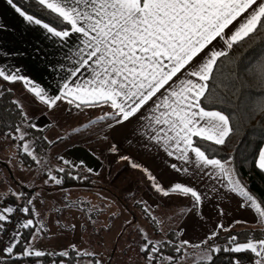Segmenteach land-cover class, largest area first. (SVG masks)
I'll list each match as a JSON object with an SVG mask.
<instances>
[{
	"label": "snow or ice",
	"instance_id": "snow-or-ice-1",
	"mask_svg": "<svg viewBox=\"0 0 264 264\" xmlns=\"http://www.w3.org/2000/svg\"><path fill=\"white\" fill-rule=\"evenodd\" d=\"M6 3L27 25L38 26L48 38L68 47V53L67 63L57 66L62 75L55 94L22 75L20 69L0 66V79L22 82L27 93L49 112L62 104L69 111L108 110L74 128L69 136L49 140L28 138L30 131L42 133L44 128L28 116L19 100L10 101L19 117L15 124L5 120L12 113L0 109L4 113L0 124L8 129L0 136L14 141L17 151L35 163L41 184L40 191L33 188L25 192L9 190L5 181H0V264H105L95 250L75 242L59 250L43 249L40 243L56 234L50 233L43 219H36L41 216L37 203L45 204L47 190L64 192L66 179H88L76 170L101 175L83 159L76 162L63 155L56 157L59 166L49 167L48 161L37 154L36 142L44 140L51 146L93 126H98L93 130L103 141L111 139L110 154L120 153L119 142L112 139L113 133H119L129 146L163 153L175 161L169 167L185 179L166 187L129 155H119L131 168L145 173L152 191L163 198L157 207H179L185 219L195 216L206 221V201L235 196L239 208L250 210L256 217L264 237V198L258 200L247 188L231 155L227 159L217 156L238 130L235 113L249 107V97L242 90H264V0H31L42 14L39 17L14 0ZM73 37L75 44L68 46ZM10 92L0 87V97ZM225 106L235 112L226 114ZM252 111L264 114V102L256 103ZM254 167L264 173V147L259 149ZM200 185H204V191ZM62 202L65 208L80 207L92 220L94 209H85V202L70 201L66 192ZM136 203L151 225L161 224L148 201ZM216 209L220 217L225 215L219 204ZM53 210L60 214L64 209ZM54 223L62 230L58 239L77 227L61 224L58 215ZM125 223L130 226L133 221ZM242 223L247 221L234 220L225 225L220 220L197 242L184 238L187 230L183 227L159 238L137 227L135 231L141 237L137 257L143 264H188L189 260L191 264H215L218 254L227 253L244 257L230 256L229 264H264V238L256 239L248 233L240 242V234H236L229 235L223 245L215 243L221 231L228 233L234 224Z\"/></svg>",
	"mask_w": 264,
	"mask_h": 264
},
{
	"label": "rangeland",
	"instance_id": "rangeland-1",
	"mask_svg": "<svg viewBox=\"0 0 264 264\" xmlns=\"http://www.w3.org/2000/svg\"><path fill=\"white\" fill-rule=\"evenodd\" d=\"M14 99L19 100L24 105V109L27 112L28 116L32 118L41 116L40 118L46 119V124H49V126L45 136L48 137V139H57V137H67L74 128L81 127L83 124L88 123L90 119H95L97 116L102 115L103 113L100 112L99 109H85L83 112H80L72 108L69 111L66 110L68 108L66 104H62L60 108L49 112L46 106L39 105L33 97L24 94L22 91H20L19 94L14 97ZM97 128L98 126H93V129ZM93 129L82 131L81 133L76 134L72 138L58 142L60 144H81L87 147L89 151L94 152L95 154H104V152L109 153V143L103 141L101 139V134L98 131H94ZM7 155L9 157V161L7 162V165H9V167L7 168H10V172H12L13 174L9 175L6 167L0 168V171L7 177L6 185L9 186V190L21 191L23 188L29 190L37 184L41 185L40 179H38L37 176L35 177L36 169L38 171V168L35 169V167L33 166L24 167L22 165L19 168H16L15 162H12L15 161L17 157L15 152L11 151L8 148ZM108 159L107 161L110 162V160ZM0 160L2 159L0 158ZM114 165L115 162H110L107 166H103L101 170V172L103 171L101 173L102 175L98 178L99 183L95 184L103 185L108 189H114L118 194H122L120 199L126 205H129L131 207L133 203L138 200L148 201V203L152 205L153 215H155L156 218L161 221V224L158 225L160 226V229L157 230L156 227H154V229L151 230L149 225L146 224L145 220H143L141 215H139V211L136 207V209L133 208V210L137 213V220L134 221L132 225L126 226L127 229L125 228V230L122 231V234L121 228L123 224L128 221L124 218L121 219L122 221L120 223L119 230L115 229L112 233L108 232L107 229H111V226L113 225L115 226L116 222L114 223V221H117L119 212V209H117L119 208L118 204L116 203L115 209L113 208V205H115V203H110L106 208L101 206L102 209H105L106 213L104 214L110 216V220L109 217H102V222L94 223L97 228L93 224H90L89 226H84L83 231H80L82 219L86 218L84 223H90L88 215L84 211H81L80 207L65 208L62 202L64 192L67 193L68 199L70 201H83L85 202L84 206H86V203L89 201L88 198L92 199V197L95 196L93 199H95L96 201L102 200L106 198L108 190H105L106 188L101 189L99 187H96V190L93 188H83L64 190V192H61L60 190H55L54 192L46 191L44 195L45 204L41 205L40 203H37V208L40 211L41 216L37 217L36 219H43L48 224L50 228V233H55L56 237H59L62 231L54 223L57 218V215L59 216L61 224L67 226L75 224L77 227L74 232H64L63 238L58 239L56 237H51L50 239H45L43 242L40 243V247L45 250H59L61 247L68 244L69 242H75L78 245H81V243L87 245L89 250H95L97 247H99L100 243H111L115 237L116 240L114 243H116V249L114 250L116 251V258L112 259V264H143V261L137 257V249L139 246L138 242L140 241L141 237L137 235L135 229L137 227H143L151 237L159 238L164 226H169L171 228L172 225L176 223V220L178 219L177 217L180 216V209L179 207H157L156 205L160 204L163 198L161 197L162 199L159 200L158 198H160V196H158L154 191H152L150 184L146 179L145 173H143L141 170L130 168L129 174L124 171H122V173L120 174H116L115 170L117 169V167L116 165ZM91 180L93 181L94 178H91ZM40 190L41 189H38V191ZM178 203L187 204L188 202L180 201ZM54 207L63 208L64 210L62 213L57 214L53 210ZM167 209H171L172 212V217L170 218V221L166 218L167 212L169 211ZM79 213H82V215L77 217L76 214ZM83 213L85 214L84 217ZM79 220L81 224L79 223ZM259 226L261 225H259L258 223L257 225H252V227L254 228ZM114 250H112V252H114ZM123 250L125 254H119V251L122 252Z\"/></svg>",
	"mask_w": 264,
	"mask_h": 264
},
{
	"label": "crops",
	"instance_id": "crops-1",
	"mask_svg": "<svg viewBox=\"0 0 264 264\" xmlns=\"http://www.w3.org/2000/svg\"><path fill=\"white\" fill-rule=\"evenodd\" d=\"M14 2L19 7H21L15 0ZM74 44L75 37H73L68 42V46H73ZM219 46H222V42H220ZM0 50H2V52H0V66L20 69L22 75L29 77L32 81L38 83L44 88L50 89L53 94L56 93V84L61 79L62 75L58 73L57 66L61 62L67 63L65 57L68 53V47L48 38L43 30H41L38 26L27 25L23 18L20 17L19 14L16 13L15 10L6 3V0H0ZM4 52L8 53L9 55L4 56ZM4 83L9 85V88L13 91L15 97L20 91L33 97L30 93H27L22 82L17 81L15 83H8L0 79V86H3L2 84ZM106 110L108 109H99L100 112ZM40 117L41 116L35 117L34 120L41 127L46 128V134L48 130V127H45L46 119ZM112 139L119 142V155H129L135 162L149 169L150 172L155 175L158 181L164 186L167 187L173 182L185 179L184 177H181L179 174L175 173L169 167V164L175 161L171 158H167L163 153L148 152L147 150L137 146H129V144L122 139L119 133H113ZM110 142L111 139L108 141V143ZM8 148L15 152V144H10L8 139L0 137V158L3 160H0V168L6 167L7 172L10 175L13 173L10 172V168H7L9 167V165H7V162L9 161V157L7 155ZM49 152L50 154L43 157L41 156V158L47 160L48 166L52 168H54V165L55 167L60 165V161L56 158L59 155H63L65 158L76 162H79L80 159H83L87 166L92 167L95 171L100 173L104 165L102 160L98 157V154L89 151L87 147L81 144H60L57 142L52 146ZM119 155L108 154V160H110L111 163H117L120 161ZM12 162H15L16 168H19L22 165L18 157H16V160ZM86 173L87 172H84L83 175H87ZM36 176L38 179H40V174L37 170L35 173V177ZM0 181H5V186L7 188L9 187L6 185L7 177L5 174H2L1 171ZM200 189L204 191V185H200ZM22 191L25 190L22 189ZM47 191L54 192L55 190ZM0 203L3 202L0 201ZM239 203V199L235 196H233L231 199H221L216 197L212 199L211 203L206 201L205 206L203 207V215L207 218L206 221H201L195 216H188L187 219H182L178 225V228H186L187 235L184 238L190 239L193 242H197L199 239H202L209 230L214 228L215 224L220 220H222L225 225L231 224L234 220L247 221V223L235 224L239 228H247L252 227V225H257L256 217L253 215V213L250 210L240 209ZM217 204H219V207L223 208L225 212L223 217L218 215V210L216 209ZM76 215L79 217L82 215V213ZM85 220L86 218L82 219L81 221V226L83 227L85 225ZM121 221V219L114 221V223L116 222L115 226H111L112 228L109 227L111 229L108 232L112 233L115 229L119 230ZM83 227H81L80 231H83ZM115 240L116 239L114 237L111 243H100L99 247L95 249V251L98 253L97 258L104 259L105 264H108L109 260L112 264V259L116 258V251L114 250L116 249V243H114ZM83 246L87 247L85 244H83ZM112 250H114V252H112ZM121 253L125 254L124 250L122 252L119 251V254Z\"/></svg>",
	"mask_w": 264,
	"mask_h": 264
},
{
	"label": "trees",
	"instance_id": "trees-1",
	"mask_svg": "<svg viewBox=\"0 0 264 264\" xmlns=\"http://www.w3.org/2000/svg\"><path fill=\"white\" fill-rule=\"evenodd\" d=\"M23 9H25L27 12L31 14H36L38 17L42 14L37 12L35 7L32 5L31 0H15ZM46 21L51 20L50 17H42ZM257 48L259 45L256 46ZM251 51V50H249ZM248 53L246 52L245 55ZM3 86H0L4 89H10L8 84H2ZM244 93H246L249 97V107L242 109V111L235 113V120L234 123L236 125V128L238 129L235 134L232 136L231 140L229 141L227 146L221 147L220 151L217 153L218 158L227 159L229 155L233 157L234 161V167L238 169L240 177L243 178L244 182L247 185V188L258 198H264V173H260L259 170L255 169L254 167V159L258 156L259 149L264 146V114L260 112H253L252 109L255 107V104L258 102H264V90L251 88V89H244L242 90ZM15 97L13 91L11 90L10 93L4 95L3 97H0V109L6 108L7 112L12 113L11 118L9 119L7 116H5V120H7L10 124H15L19 121V117L16 115V113L13 111V106L10 105V101L13 100ZM233 100L236 103H239V100H237L235 97H233ZM226 114L227 112H235L234 109H231L228 106H225ZM4 115L3 112H0V116ZM7 127H5L3 124H0V132L7 131ZM28 131V129H25ZM45 131L46 128H44V131L37 132V131H30L29 139H33L34 137L41 136L45 137ZM1 138L8 139L10 144H15L14 141L10 140L7 137L0 136ZM36 143H38V155L41 157L50 154V150L53 145L49 146L46 141L44 140H38ZM15 153L20 161V163L24 167H35L36 165L34 162L31 161L30 158L22 155L20 152L17 151V148L15 147ZM109 153L104 152V154H98V157L102 160L103 166H107L109 163L107 162V157ZM58 163V162H57ZM117 169L115 170L116 174L122 173V171L129 174L130 166L125 161H119L115 163ZM114 165V166H115ZM55 168V165H54ZM37 170V169H36ZM81 176H87L88 179L81 181H74L71 179H66L64 183V190H71V189H90L93 188L96 190V187H99L101 189H105L103 185H97L99 183V180L97 176L91 175L86 173L87 175H83L84 172L80 170H76ZM128 171V172H127ZM103 172V171H102ZM101 172V173H102ZM107 177V176H106ZM91 178H94L92 181ZM97 183V184H95ZM136 187V186H135ZM35 189L38 191V189H41V185H35L29 190H25V192H30L32 189ZM49 190H59V189H49ZM108 194L106 195V198L102 200H95L93 199L95 196L92 197V199L88 198L89 201L86 200V206L83 205L85 209L92 208L94 211L92 212V220H90V223H85L84 226H89L90 224H93L95 227L96 225L94 223L102 222L103 218H108L110 220V216L104 214L106 207L110 203H115L113 205V208L116 207V203L118 204L119 212L117 219H127L128 221H136L138 216L137 213L134 212L133 208L139 211V215H141L142 219L145 220V223L149 225L150 229L153 230L154 227L156 229H160V226H153L151 225V222L146 219L145 215L142 212V209L140 206L137 205L136 202L133 203L132 207L129 205H126L120 197L122 194H118L114 189H108ZM158 198V197H157ZM6 199L10 200L12 198L7 197ZM159 200L162 199L161 197L158 198ZM93 201V203H92ZM102 201V202H101ZM103 206L104 210L101 208ZM116 209V208H115ZM167 212L166 218L170 221V218L172 217L171 209ZM103 212V213H102ZM102 213V215H101ZM85 215V214H84ZM112 216V215H111ZM121 216V218H120ZM169 217V218H168ZM131 218V220H130ZM176 223L172 225L170 228L169 226H164L163 231L160 234V237L164 235V233L171 234L172 230H176L178 228V225L184 218V216L180 215L177 217ZM88 220V218H87ZM108 220V221H109ZM116 221V220H115ZM132 223V224H133ZM127 225L126 223L123 224L121 228V234L122 231L125 230ZM84 228V227H83ZM97 228V227H96ZM127 229V228H126ZM92 231V230H91ZM262 231L261 227H247V228H239L235 224L231 227L230 232L225 233L223 231L220 232L219 238L215 241V243L223 245L226 242V238L229 235H236L240 234L239 239L240 242H244L247 239V236L244 234L251 233L256 239L264 238L261 237L260 233ZM27 233L25 236L27 237ZM118 238V237H117ZM169 249H165V254L169 253ZM230 256H240L243 257V254H227V253H221L218 254L215 258V264H229V257ZM249 261H251V257L247 258ZM188 264H191V261L189 260Z\"/></svg>",
	"mask_w": 264,
	"mask_h": 264
},
{
	"label": "built area",
	"instance_id": "built-area-1",
	"mask_svg": "<svg viewBox=\"0 0 264 264\" xmlns=\"http://www.w3.org/2000/svg\"><path fill=\"white\" fill-rule=\"evenodd\" d=\"M35 147H38V143H36ZM15 219V218H14ZM12 225H9V228L11 229ZM7 238L6 234H5V239Z\"/></svg>",
	"mask_w": 264,
	"mask_h": 264
}]
</instances>
